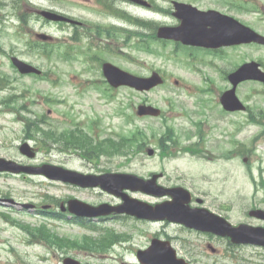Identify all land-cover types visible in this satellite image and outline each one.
Masks as SVG:
<instances>
[{
  "label": "rangeland",
  "instance_id": "1",
  "mask_svg": "<svg viewBox=\"0 0 264 264\" xmlns=\"http://www.w3.org/2000/svg\"><path fill=\"white\" fill-rule=\"evenodd\" d=\"M28 1L30 0H0V73L10 77L6 78V85L0 83V101L11 94L17 95L13 103L9 105L11 107L0 105V112H5V109L12 107H17L19 111L6 115L0 114V157L8 160L23 159L18 148L26 138V133L24 122L12 121V118L17 116H29L32 120L41 118L45 122L42 128L52 127L60 132L78 127L83 129L89 137L100 140L111 137L110 135L116 137V133L128 134L137 126L143 131L140 139L145 143V150L143 152L136 150V154L130 157L119 154L114 156L100 154V158L97 159L86 156L85 152H81L83 155L80 156L72 149L63 151V143H51L50 149L46 150L43 148L45 138L41 133H37L35 142L43 149L42 158L47 156L55 162L67 163L70 167L85 171L126 172L143 178H149L152 173H162L163 177L159 180L162 185L185 186L194 197H203L209 209L226 217L231 223L247 221L253 225H263L253 218L249 219L247 213L254 206L264 209V131L261 135H257L262 127L249 121L247 114L243 112L238 113L237 116L231 115L232 117L222 116L219 111L218 93L220 90L231 87L227 75L239 66L241 60L254 59L261 62L264 67V47L251 45L239 47L237 50H224V55L226 53L231 55L227 59H221L214 53L207 54L200 51L196 53L198 64L187 65L186 50L181 46L177 47L174 43L152 42V49L160 54L136 47L140 41L155 34L154 28L157 25L179 24V20L172 14V0H149L154 3L152 8L128 0L107 1L113 2V5L121 8L123 12L127 11L134 17L152 22L150 27L137 25L107 11L102 0L34 1L40 7L69 14L85 22L86 27L90 24L118 25L116 29L124 32L118 39H107L106 35L98 37L94 29L75 30L68 25L48 22L41 17L38 18L34 9H30L33 13L29 15L32 17L29 21L30 28L23 31V25L18 16L19 12L20 14L27 12ZM251 1L259 8L256 12L232 10L223 0H200L194 3L202 8L213 7L232 14L264 34V16L260 13L264 0ZM123 28L127 31L121 30ZM37 31L47 32L62 41L60 49L55 51L58 57L49 59L36 49L37 46L31 47V44L37 41L34 35ZM75 36L80 39L74 41ZM92 41L99 44L100 48L106 45L117 46L113 53H104L101 49L94 53L103 57L105 61H110L138 75H149L153 70H158L165 75V83L148 93L137 92L129 87H122L116 92L108 90L114 95L112 98L109 97L106 92H103L107 85L102 84L97 88L94 83L104 79L99 68L104 59L92 62V69H89V64L83 60L86 57L83 54H78L76 59L67 61L61 57L69 46L83 51ZM94 48L98 49V47ZM8 54L18 55L39 66L43 71H47L51 81L15 75L9 68L11 61ZM212 60L215 64L213 66H211ZM177 79L185 82L176 84L174 81ZM71 80L81 83L82 88L75 86H81V84H75ZM205 80L213 81L211 90L214 93L202 94L201 90H206L209 86L203 83ZM237 94L256 113L264 112V84L254 81L243 82L237 87ZM199 97L211 99L209 103L211 109H203L200 104L194 105ZM144 99L162 108L163 115L137 116L136 107ZM130 103L135 104L134 110L129 108ZM182 105L186 107V111L181 108ZM132 111L134 117L132 121H127L126 114ZM189 112L195 117L206 116L209 124L213 126L220 125L219 128H214L212 136L208 137L211 141L206 142L207 147L213 145L212 152L217 155L216 157L219 156L218 160L205 162L198 159L199 156L193 158L181 149L182 145L198 140L197 135L185 138V127L186 135L193 131L188 115H184ZM229 118L239 123L235 135L232 133V127L237 124L230 126ZM93 120L96 122L94 129L89 126ZM169 129H172V134L167 133ZM231 138H235L239 144L244 145V151L233 158L226 159V152L234 147L230 145ZM147 147L153 148L155 154L149 155ZM163 149L169 151L164 154ZM37 192L54 196L61 201L76 193L64 186L61 188L49 185L40 187L15 178L4 179L0 176V201L14 198L18 202L44 203L45 198L33 194ZM129 194L150 203L163 200L140 191H129ZM87 200L92 203L101 201L112 204L121 203L119 197L103 192L99 188L94 190ZM221 206L229 207L231 210L223 211L219 209ZM0 212L11 223L19 221L33 226L47 223L52 230L73 238H80L87 234L97 240L104 233L88 230L67 221L46 220V218L35 216L37 213L24 212L19 205L0 203ZM68 218L66 217V220ZM88 224L104 230L113 229L122 235L117 240L121 242L114 244L108 250L93 253L78 248L61 249L55 246L53 248L44 244L47 243L45 241L30 245L28 244L29 234L25 230L6 223L0 217V264H63V259L67 256L76 258L83 264H141L137 258V251L147 248L151 243V237L163 229H166L167 235L173 237L172 244L177 249L178 255L192 264H264V247L255 245L233 247L224 239L177 225L145 224L119 218L110 220L99 218L89 221ZM210 244L216 248L215 252L209 248Z\"/></svg>",
  "mask_w": 264,
  "mask_h": 264
},
{
  "label": "water",
  "instance_id": "2",
  "mask_svg": "<svg viewBox=\"0 0 264 264\" xmlns=\"http://www.w3.org/2000/svg\"><path fill=\"white\" fill-rule=\"evenodd\" d=\"M139 3H145L143 0H134ZM177 8L176 15L182 20V24L178 27H161L159 36L169 39L181 40L185 44H195L203 46H221L225 44H237L241 42L256 41L264 43V37L258 35L249 28L244 27L232 18L222 16L219 13H212L213 17L209 18L202 15L193 14L192 7L184 3H175ZM44 16L55 20H67L66 17L50 11H40ZM211 25L210 28L208 26ZM41 38L49 39L48 36L40 35ZM14 62L19 66L22 72L35 70L28 66L25 62L14 58ZM105 73L112 84L118 86L120 84H129L140 90H148L162 82L158 74H154L151 78H140L124 72L116 66L106 63L104 65ZM253 78L264 81V72L258 69L257 63L246 64L237 72L230 75V79L234 83V88L227 91L222 102L229 109H241L242 104L235 94L237 84L245 79ZM160 111L151 106L141 105L139 114L158 115ZM27 146L22 147V151L26 153ZM149 154H154V150L149 149ZM11 170L15 172L27 171L35 173H43L52 179L63 180L72 183H78L84 186H102L111 193L122 196L124 203L114 207L104 204L100 207H91L85 210L77 205V202L71 203L73 211L83 213L84 215H100L111 213L112 211L127 212L140 218L148 219H168L174 222H180L190 228H196L202 231L214 232L219 235H228L232 237L234 242L253 243L264 245V228L250 227L240 225L234 227L224 218L211 214L205 209H192L187 204L191 200V194L183 188H165L157 184L159 175H154L151 179L145 180L134 174L127 173H106L100 176L88 175L83 179L73 177L76 174L60 167L45 166L39 169L26 168L17 165L12 161L0 159V171ZM125 189L141 190L147 193L164 196L171 195L173 200L160 203L153 206L147 202L131 198ZM82 206V205H81ZM257 215L264 218V212L259 211ZM138 257L144 264H189L182 258H177L176 250L172 247L170 241L154 239L151 246L146 250H140ZM65 264H79L78 262L66 259Z\"/></svg>",
  "mask_w": 264,
  "mask_h": 264
},
{
  "label": "trees",
  "instance_id": "3",
  "mask_svg": "<svg viewBox=\"0 0 264 264\" xmlns=\"http://www.w3.org/2000/svg\"><path fill=\"white\" fill-rule=\"evenodd\" d=\"M72 134H70V135H72ZM83 136H84V134H83ZM139 136H140V133L137 132L136 134H133L132 136H123L118 141L114 140L111 137L105 138L103 140L90 139V141H88V143H86V144H87L88 149L92 150L93 153L99 152V153H106V154L110 155L111 152H118V153L123 152L125 154H129L133 150H135V151L136 150L137 151L143 150L144 143L141 142ZM80 137H81V135H79L77 138H71L70 139V142H72L71 144L74 146H78V147H85V145H84L85 142L81 141ZM135 147H137V148H135ZM38 233L41 236L46 235L47 237H49L50 240H56V243H59L61 245H65V244L80 245L81 244L79 241L70 240L69 238H60L59 236L51 233L46 228L38 230ZM110 240H111L110 237H106V238L104 237L100 240H97V242H92V241L86 239L83 241L82 245H80V246L84 247V248H90V247H92V245H96L99 248H104L107 244V246L104 248V249H106L113 242ZM104 249H100V250H104Z\"/></svg>",
  "mask_w": 264,
  "mask_h": 264
},
{
  "label": "flooded vegetation",
  "instance_id": "4",
  "mask_svg": "<svg viewBox=\"0 0 264 264\" xmlns=\"http://www.w3.org/2000/svg\"><path fill=\"white\" fill-rule=\"evenodd\" d=\"M206 125V124H205ZM212 128H214V127H212ZM25 140H29V141H32L33 140V138H31V137H27ZM35 147H36V145H34ZM40 150V149H39ZM209 158L211 159L212 157L211 156H209ZM23 161V160H22ZM46 162H51V161H47V160H38V155H37V158L33 161V162H26V163H34V164H42V163H46ZM16 176H21V177H23V178H25V179H38V180H47V181H49V182H54V181H51V180H48L46 177H44V176H36V175H25V174H21V175H16ZM72 186V185H71ZM73 187L76 189V190H78V191H83V190H89V188H82V187H79V186H75V185H73ZM74 197H76V198H80V199H82V200H86L84 197H80V196H78V195H75ZM69 198H72V197H69ZM193 205L194 206H196V204H194V202H193ZM201 205H203V206H207L206 204H205V202L203 203V204H201ZM39 212H47L46 210H42V209H39L38 210ZM48 212H50V211H48ZM55 213H58V212H56V211H54ZM50 213H52V212H50ZM59 214L60 215H66V216H69V215H67V213H65V212H63V213H60L59 212ZM70 218H73V220H78L79 218L78 217H76V216H69ZM115 217H123V218H125V219H134V220H137L135 217H132V216H129V215H113V216H107V217H104V218H115ZM80 220H85V218H80ZM90 220H93V219H90ZM137 221H140V222H142V223H146V224H158V223H160V224H163V225H177V226H179V227H181V228H186L185 226H183V225H181V224H177V223H171V222H169V221H161V222H159V221H146V220H137ZM160 235L161 236H163V235H167L166 234V229H163V230H161V232L160 233H157L156 235H154V236H158V237H160ZM169 238H173V237H171V236H169V235H167ZM219 239H222V238H219ZM226 241L228 242V244L230 245V240L227 238L226 239Z\"/></svg>",
  "mask_w": 264,
  "mask_h": 264
}]
</instances>
